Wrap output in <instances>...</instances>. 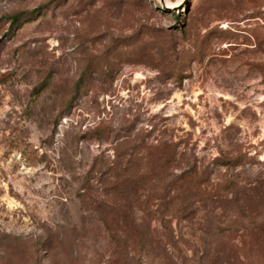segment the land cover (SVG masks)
<instances>
[{"label":"rangeland","instance_id":"rangeland-1","mask_svg":"<svg viewBox=\"0 0 264 264\" xmlns=\"http://www.w3.org/2000/svg\"><path fill=\"white\" fill-rule=\"evenodd\" d=\"M0 264H264V0H0Z\"/></svg>","mask_w":264,"mask_h":264},{"label":"trees","instance_id":"trees-1","mask_svg":"<svg viewBox=\"0 0 264 264\" xmlns=\"http://www.w3.org/2000/svg\"><path fill=\"white\" fill-rule=\"evenodd\" d=\"M23 13H17L11 16V24L15 25L22 19Z\"/></svg>","mask_w":264,"mask_h":264},{"label":"bare ground","instance_id":"bare-ground-1","mask_svg":"<svg viewBox=\"0 0 264 264\" xmlns=\"http://www.w3.org/2000/svg\"><path fill=\"white\" fill-rule=\"evenodd\" d=\"M167 6H170V5L168 4V2H167Z\"/></svg>","mask_w":264,"mask_h":264}]
</instances>
